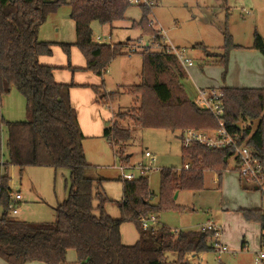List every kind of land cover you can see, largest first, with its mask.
Returning <instances> with one entry per match:
<instances>
[{"label":"trees","instance_id":"16d2710c","mask_svg":"<svg viewBox=\"0 0 264 264\" xmlns=\"http://www.w3.org/2000/svg\"><path fill=\"white\" fill-rule=\"evenodd\" d=\"M70 4V18L75 24L74 43L58 44L69 58L71 47L76 46L86 60L85 70L103 76L108 66L119 55L123 43H98L93 38L92 23L113 26L126 19L129 0H0V258L8 264L44 262L68 264L69 249L77 254L76 264H172L169 253L183 258L215 250L214 233L201 230H183L175 234L165 225L155 231L144 230L141 219L162 210L176 208L173 196L179 190H203L205 171L214 170L222 175L229 166V149H210L204 145L183 147V154L193 164L180 171L165 169L161 175L159 202H152L148 178L123 181V198L119 202L120 215L112 217L105 209L111 201L104 191L105 178L92 177L93 164L86 159L83 146L85 135L78 114L72 105L70 90L75 83H58L54 77L57 67L42 64L40 56L53 55L54 42L38 38L40 27L47 16L61 5ZM144 15L133 28L153 35L162 43L160 32L149 27L150 7L142 4ZM224 52L217 53L200 44L205 56L224 66L227 73L229 52L233 43L227 25L224 30ZM239 46V45H238ZM179 48V47H178ZM252 48L264 54V39L255 32ZM130 50L126 55L130 56ZM140 82L128 88L137 97L134 124L142 128L184 129L217 128V119L208 110L191 101L181 84L186 71L176 55L162 43L160 50L150 48L141 52ZM68 68L76 70L71 67ZM13 88L22 93L32 117L27 121H7L1 112V99ZM223 119L228 130L238 135L264 162V89L224 87ZM96 91L99 88L95 87ZM119 96L115 92L111 97ZM102 94V93H100ZM102 94L101 97H105ZM114 100V99H113ZM241 121L257 122V127L241 128ZM6 128L7 161L3 160L1 132ZM104 137L122 163L130 154L125 146L132 138L131 128L124 127L120 115L104 128ZM9 166H17L20 173L26 166L67 168L70 184L65 200L54 207L51 222L17 220L11 215L9 204L13 190L10 187ZM94 200H97L95 205ZM248 221L260 223L264 231V211L240 209ZM97 212V213H96ZM135 224L138 240L124 242L123 223ZM212 241V242H211Z\"/></svg>","mask_w":264,"mask_h":264},{"label":"rangeland","instance_id":"374dc122","mask_svg":"<svg viewBox=\"0 0 264 264\" xmlns=\"http://www.w3.org/2000/svg\"><path fill=\"white\" fill-rule=\"evenodd\" d=\"M54 1V0H51ZM153 1L148 14L149 27L160 32L163 29L167 38L174 46L186 50L187 56L194 60L193 66L183 68L185 77L180 82L187 97L195 101L199 87L221 83L225 71L221 63L205 56L202 49L196 45H204L217 53L224 52V30L227 25L233 43L229 52L228 69H238L243 62H252V52H245L242 47H252L254 34L258 32L264 38V0H147ZM141 3H130L126 10V19L114 24L101 25L92 23L93 38H102L103 43L115 45L123 43L127 48L110 63L100 83L91 88L96 93V110L101 122L91 130L94 134L83 141L86 159L93 164L88 173L93 177H103L104 191L111 201L105 209L113 215L119 216V202L123 198V179L119 166L134 167L140 163L153 168L145 175L153 193L152 202H159L161 196V175L165 169L180 171L189 168L193 160L183 154L181 130L142 128L134 124L135 107L138 106L137 97L128 88L140 82L142 66L141 52L148 48L160 50L162 43L153 40L152 34H145L142 30L133 28V23H139L144 15ZM71 6L66 3L55 12L49 14L45 23L40 27L38 37L41 40L62 43H74L76 40L75 25L70 18ZM163 41V38H162ZM239 45V46H238ZM130 50L134 57L130 60L126 52ZM57 54L65 61L69 60L60 46ZM77 55H70V61H80ZM82 58V62H85ZM250 64V63H249ZM88 71V70H87ZM126 75V76H124ZM90 77H95L90 75ZM125 84V85H123ZM99 88V91L95 90ZM119 92L115 97L111 95ZM105 97H101L102 94ZM114 99V100H113ZM1 112L7 121H27L32 117L30 107L25 96L16 88L1 99ZM120 115V122L124 127H130L131 140L125 146V154L131 158L122 163L107 138L103 137V124L114 120V114ZM241 128L257 127V122L241 121ZM206 130V129H204ZM183 131V130H182ZM3 160L7 161L6 128L1 132ZM152 154L145 157V152ZM187 159V161H186ZM186 163V164H185ZM138 167V166H137ZM236 162L229 158L228 170L222 175L217 171H205L203 190H179L173 196L176 208L153 213L158 225H165L172 231L199 230L208 223H215L221 227L220 240L228 245L229 250L219 253L216 248L202 252L199 260L192 259L193 254L179 258L176 253H169L167 260L172 264H255V258L260 252L259 226L255 221L246 220L240 208L258 206L264 210V200L257 190H246L239 185V174L234 171ZM137 178L140 172L131 170ZM8 174L11 178L10 187L14 193L22 195V201L17 203V220L30 222H51L55 219L54 207L65 200L70 184V172L67 168L51 166H26L22 173L17 166H9ZM177 195V196H176ZM97 205V200H94ZM0 206V216L2 214ZM97 213V212H96ZM160 223V224H159ZM261 226V225H260ZM122 238L125 242L135 243L138 232L135 224L125 222L121 227ZM212 242V241H211ZM132 243V244H133ZM72 253L77 254L74 249ZM8 264L0 258V264Z\"/></svg>","mask_w":264,"mask_h":264},{"label":"built area","instance_id":"2783aa9c","mask_svg":"<svg viewBox=\"0 0 264 264\" xmlns=\"http://www.w3.org/2000/svg\"><path fill=\"white\" fill-rule=\"evenodd\" d=\"M130 3H141L151 7L154 3L147 0H129ZM161 37L163 38L162 43L167 46V50L176 55L179 62L184 66H193L194 60L187 56L186 50L174 46L167 38V35L163 29H159ZM162 40V39H161ZM98 43H103L102 38L99 37L96 40ZM132 54H130L131 56ZM196 104L205 110H208L217 119L219 126L212 129H184L181 131V139L183 147L190 148L193 145L199 144L204 145L210 149H229L231 157L235 159L236 170L240 178L250 187L251 189L257 190L262 199L264 200V162L255 155V152L251 147L246 145L245 141H242L238 135L231 133L225 125L223 115L225 112L224 108V91L220 88H198V95L195 100ZM109 142L111 139L109 138ZM145 157L151 158L152 154L149 151L145 152ZM138 166V167H137ZM120 174L123 181H132L137 179L131 170L137 169L141 176H144L150 171L151 167L142 163L135 165L134 167L119 166ZM22 201V195L20 193H13L12 201L9 204L11 215H17L19 210L16 208L17 203ZM141 226L144 230L155 231L158 226V220L155 215L145 217L141 219ZM199 230L210 231L214 233L213 246L221 254L229 250L228 245L224 244L220 237L221 227L215 223H208L202 226ZM178 234L179 231H173ZM255 264H264V243L262 248L255 258Z\"/></svg>","mask_w":264,"mask_h":264},{"label":"crops","instance_id":"0c3cea01","mask_svg":"<svg viewBox=\"0 0 264 264\" xmlns=\"http://www.w3.org/2000/svg\"><path fill=\"white\" fill-rule=\"evenodd\" d=\"M155 5L156 4L154 3V6ZM110 27L113 28L112 26ZM41 41H45V40L41 39ZM54 43H57V42H54ZM57 48H60V45L58 44L53 45L52 47L53 55L40 56L39 61L42 64H47V65H52V66L57 67V69L54 70V77H55L56 82L58 83L73 82L76 84V86L72 87L70 90V98H71L72 105L77 111L79 123L85 135V139H87L94 134L95 131L91 130L94 127V125H98L101 122L99 114L96 110V106L94 104L96 103L95 101L96 93L91 88V86H95L96 84H99L101 78L103 79V76L102 77L97 76L93 72L85 70L86 61L82 62V58L84 56L81 54L80 50L76 46L71 47L70 55L79 56L78 58L81 59V62L79 60L78 61L72 60L70 62L69 60L65 61L62 57H59V55L57 54ZM125 49L127 48L123 46L120 51L122 53H125ZM242 50L244 52L245 50L248 52H252V62H249L250 64L245 61L242 64H240V67L238 69L234 67V69L232 70L230 68V71L228 69V72L226 73L225 77L222 76L221 83H216V84H212L206 87H199V88L215 87V88L221 89L224 87H234V88H262L264 89V54H262L256 49H253L250 46L242 47ZM128 58L130 60L134 59L133 56L132 57L128 56ZM69 63L71 67L76 68V70L69 69L68 68ZM90 75L95 76V77H90ZM111 121L112 120H109L108 122H106L105 125L103 124V126L101 127V130L103 128V131H102L103 137H104V128L106 127L107 123H110ZM234 171H237L236 168L234 169ZM90 174L91 173H89V175ZM97 177H100V176H97ZM238 178H239L240 186L243 185L244 189L246 190H254L248 187V185L240 178V176H238ZM257 207L258 206L252 205V206H245L244 208H240V209H261L263 210L262 208H257ZM111 216L114 218H117V216H113V215ZM257 225L259 226L258 227L259 228V244L261 246L260 247V250H261L262 245L264 243V231L262 230L260 223H257ZM121 232H123L122 229H121ZM125 243L132 244L133 242H125ZM199 255L200 254L196 256H192V259H196L198 262ZM76 262H77V259H76L75 253H72L71 249H69L68 254H67V263L76 264ZM26 264H46V263L34 261V262H28Z\"/></svg>","mask_w":264,"mask_h":264},{"label":"water","instance_id":"95a60500","mask_svg":"<svg viewBox=\"0 0 264 264\" xmlns=\"http://www.w3.org/2000/svg\"><path fill=\"white\" fill-rule=\"evenodd\" d=\"M230 155H231V152H230ZM177 196V195H176Z\"/></svg>","mask_w":264,"mask_h":264}]
</instances>
